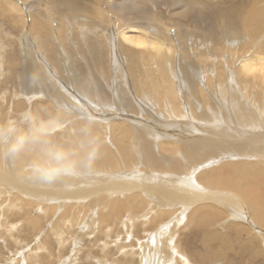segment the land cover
<instances>
[{"label": "bare ground", "instance_id": "obj_1", "mask_svg": "<svg viewBox=\"0 0 264 264\" xmlns=\"http://www.w3.org/2000/svg\"><path fill=\"white\" fill-rule=\"evenodd\" d=\"M155 1L166 4L171 0ZM188 1L178 0L175 6L169 7L174 11L171 13L182 9L171 14L173 19L176 17L173 20L136 10L131 4L123 6L122 2L114 0H0L1 17L20 12V6L24 12H31L27 29L38 44L36 49L30 50L34 60L31 62L38 61L37 65L41 66L37 73L32 65L23 64L21 69L33 80L31 85L43 86L49 82L41 88L63 116L66 128L71 131L73 123L78 127L72 134L76 135L83 125L89 124L92 131L104 127L103 135L107 138L105 141L97 137L91 163L83 167L80 174L55 182L33 178L26 170L33 158L30 154L18 160L0 157V193H6L11 199L7 207L14 208L18 203L27 206L30 199L32 204H40L38 208L52 212L57 209L59 221L53 219L57 230L56 226L63 225H60L64 221L63 210L72 203L84 212L79 215L76 211L70 217L69 226H82L88 233L100 221H106L107 212L112 209L120 207L141 214L155 209L158 219L155 221L153 217L152 221L141 224L142 227L152 228L151 224L170 220H165L146 244H142L141 264H178L177 260L183 259L178 256L176 260L172 238L188 213L206 230L212 229L215 219L227 217L230 219V223L224 221L227 230L233 228L237 235L250 231L252 240L257 236V255L250 259L257 258L258 264H264V169L235 167L233 173L225 172L227 175L223 173L225 177H221L220 167L216 174L207 164V157L216 156L228 143L239 151L244 149L246 158L255 156L264 164V5L257 0H191L187 4ZM34 4L38 7L32 6ZM163 8L166 9L164 6L158 13H163ZM189 19L190 24L184 23ZM68 23L84 27V31L79 27L82 30H76V34L83 37L87 49L93 52L91 65L87 66L96 67L101 75L113 76L119 93H114L110 101L104 94L99 101L91 86L79 81L80 75L70 78L77 73L75 61L64 62L63 66L64 72L69 74V91L77 94L74 100L56 82L58 78L51 77V69L45 64L43 67L44 61L37 53L39 48L51 59L56 50L48 36L55 38L56 33L69 27ZM86 25L91 32L86 30ZM56 29L59 31L55 33ZM142 63L146 68L139 70ZM196 68H200L201 73ZM62 69L58 71L61 75ZM251 93L254 106H250L246 98ZM126 94L133 100L127 98L122 104L129 97ZM144 99L148 104L141 103ZM199 99L202 103L196 105ZM153 107L163 115L181 119V123L176 121L177 127L171 131H167L168 127L157 131L160 118L152 115ZM246 149L250 152H245ZM236 154L242 157L239 152ZM119 156L128 169L139 161L147 167L142 165L141 170H135L139 163L130 172L120 173L116 169L122 167L117 163ZM97 229H94L96 233ZM208 238L205 244L211 242L217 246H206L197 261L231 264L227 260L229 241L215 230ZM114 263L129 264L125 259Z\"/></svg>", "mask_w": 264, "mask_h": 264}, {"label": "rangeland", "instance_id": "obj_2", "mask_svg": "<svg viewBox=\"0 0 264 264\" xmlns=\"http://www.w3.org/2000/svg\"><path fill=\"white\" fill-rule=\"evenodd\" d=\"M11 1L15 2V0H11ZM28 1H30V0H28ZM114 1L116 3L122 2L121 4H123V6H129L130 7L131 5H133L135 7V9L137 8L136 10L149 11L152 14L165 15V17H167V18H169V17L172 18L171 14H175V13L182 10V9H180L177 12L175 11V13H171V11L173 9L169 10V7L175 6V2L177 4L178 0H174V3H173V0H171L170 2H167L169 4L172 3V5H170V6H168L167 3L166 4L157 3L155 0H114ZM190 1L191 0H189L187 2V4H190ZM216 1H218V0H216ZM257 1H258V3H262L261 5H264V0L263 1L257 0ZM17 5H18V2H17ZM32 6L36 7L37 5L34 4ZM164 6L166 7V9L163 8V13H158L160 8H162ZM39 8H41V7H39ZM172 12H174V11H172ZM46 16H48V15H46ZM30 17H32L31 12L30 11L27 13L24 12V10L21 9V6H20V12H18V13H13V14L9 15V17H7V18L0 16V119H7L10 117L14 118L22 112H26L28 110H33V109L34 110H40V111L42 110L44 112H53V111L56 112L55 110L59 111L57 109V107H55L47 99L46 92L43 91V89L41 88V87L48 85L49 82H46L43 86H37V85L32 86L31 83L33 80L30 78V76H28L27 74H25L23 72L24 71L23 69H21V68H23V64L25 63L26 65H28V64L32 65V68H34L35 71L37 73H39L38 67H41V66L37 65L38 61L35 63L31 62L34 60H33V53L30 50L36 49L38 44H36L34 42V40L32 39L33 38L32 35L30 34V32L27 29L28 21H29ZM175 18L176 17H174V19ZM190 20L191 19L187 20L184 23L190 24L191 23ZM72 24L68 23L69 27H67L68 25H66L67 28L64 27L65 31H63V32L60 31L61 33L58 32L59 30L58 31H57V29L55 30V33L58 32V35L60 37L57 35V33L56 34L54 33L56 35L55 38L53 36L52 37L48 36V39L51 40L50 42H52L51 45L54 46V50H56V53L54 52L53 57L51 59H49L47 57V54H45L46 52L44 50L42 52V49L39 48L37 53L44 61L42 63L43 67L45 64V66H47V67H49V69H51L50 74H51V77L54 76V78H53L54 80H55V78H58V79L60 78V80L58 81V79H57L56 82H59V84L62 85L64 92L66 91L65 93L68 95V97H71L72 99L73 98L77 99V94L69 91L70 88H69V85H67L68 84L67 82L69 80L67 76L69 74H66L64 72L65 67L63 68L64 62L75 61L77 63V65H76V67H74V69L76 70L77 73H75V74L71 73L72 75H70V78L74 77V75H78V76L80 75V78H78L79 81L84 82L83 85H85V84H86V86L90 85L94 95L97 98H99L98 99L99 101H101L100 99H102L100 97V95H102V94H104V96L106 98L108 97L107 101H110L113 97V94L118 92L115 89L116 85L113 84V76L111 74L110 75H101L100 74L101 72L98 73L96 71L97 69L95 70L96 67H94V66L88 67L87 66V65H91L90 64L92 62L91 61L92 60L91 55H93L92 54L93 52L92 51L90 52L88 50L89 47L84 42L83 37L81 36L82 37L81 38L79 36V34H76V32L78 30L83 29V31H84V27L82 28V26H79L82 28L81 29L78 27V25L76 23L73 26H70ZM89 28L90 27H87V25H86V30L91 32V28L90 29ZM85 33H87V32H85ZM56 37H58L59 40L56 39ZM61 38H63V39H61ZM24 39H26V41ZM64 39H65V41H64ZM53 43H55V44H53ZM66 47L68 49H66ZM56 48H58V49H56ZM81 52L83 54H80ZM57 53H59V54H57ZM62 53L63 54L66 53V55H63ZM61 54H62V56H61ZM83 55H85V56H83ZM66 58H68V60H66ZM123 58H124V56H123ZM31 63H33V64H31ZM14 65H17L16 68L14 67ZM141 65L142 66H140L139 70H144L146 68V66L143 65V63ZM69 68L70 67L66 68V70H68ZM60 69L63 70L62 75L60 73H58V71H60ZM196 70L198 73H201V71H202L200 68H196ZM43 71L46 73V70L43 69ZM55 72L59 76L55 77V75H56ZM42 77H43L42 79L44 80L45 79L44 75H42ZM41 89H42V91H39ZM184 92L185 91H183L182 94H185ZM126 95L129 97H126L122 101V104H125V102L127 101V98H131V101L133 100V98L130 95H128V94H126ZM246 98H248L250 100L249 105L254 106L253 93L248 95ZM145 100L146 99H144V101H141V103L142 102L146 103L147 101L145 102ZM199 103L200 104L202 103V99H199V101H197L196 105H198ZM146 104H148V103H146ZM49 106H51V107H49ZM45 107H47V108L45 109ZM160 112H161L160 110H158V112H157V110L154 107L151 111L153 116H155L158 119L160 118L159 122H158L159 125L157 127V131L159 129H164L166 127H168L167 131H171V129L177 127L175 125L176 121L178 122V124L181 123V119L175 120V117H173V118L168 117L166 115H163ZM170 124H173L174 126H171ZM66 126H67V124H64V126H63V128H65L66 131L63 128L58 130L57 137L59 139L67 140V139L75 136L74 134H72V132L76 131L78 127L75 126V124L73 123L72 129H71V131H69V129H67ZM92 132L96 138L99 137V139H101V140L102 139L105 141L107 140V138H105L106 134L103 135L105 133L104 127H101L100 130H94ZM67 134H70V135L67 136ZM235 148H236L235 145L228 143L227 145L223 146V148L218 152V154L216 156L207 157V159H208L207 164H208L209 168H211L210 170H212L213 173L217 174V171L220 169L218 173H220L221 177H225L227 174L233 173V171H235V167H242V166H246V167L250 166L251 167V166H254V167L264 169V164H260V163H262V161L256 159L255 156L250 157L251 159H249V157L246 158L243 155L244 149L242 151H239ZM234 151L239 152L240 156L242 155L243 158L239 157V155L236 154V152H234ZM245 152L248 153L250 151H248L246 149ZM116 154H118V153H116ZM119 158H121L119 160V162L117 161V159H115V158L114 159H115V161H117V163H119V165L122 164V167L119 165H117L119 167L116 166L117 167L116 169H118L117 171H119L120 173H121V171L130 172L134 168H135V170H141L142 165H144L145 168L147 167L146 163H144L142 161L141 163H143V164H141L139 161V162L135 163V164L140 163L139 166L134 164L135 167H134V165H132V167L128 169V166H127V164L125 165L122 157L119 156ZM115 161H114V164H116ZM121 161H122V163H121ZM220 163H222V164H220ZM245 163H247L249 165H247ZM224 164H226V165H224ZM238 164H239V166H238ZM125 166H127V169H125L126 168ZM227 168H228V170H227ZM225 172H227V174ZM223 173H225L224 174L225 176L223 175ZM2 193H0L1 194L0 195V264H74V263L75 264H99V263L105 264V262H106V264H110L109 262H113V264H117V263H114V261L116 262L117 260H123V259L127 260L129 264H134V263L135 264H138V263L141 264L140 260L142 259V256L140 255L141 253H139V251H140L139 249H141V247L144 244H146L147 239L149 237H151L152 234L157 229H159V226L161 228V226H162V224H164L165 220L166 221L170 220V219L162 220V221L157 223L158 225L157 224L156 225L151 224L152 228H148L147 225H146V227H142L141 224H144V222H147L149 220L152 221L153 217H155L154 218L155 221L158 219L159 216L157 215V213H156L157 211L155 209H153V210L149 209L148 210V211H150L149 213H147L148 211L146 210V212H142V214H141V213H139V211L127 212L124 209H122V208L120 209V207H118V209H116V210L112 209V210H110V212H107L108 214H107L106 218L104 217L106 219V221L105 220H103V222L100 221L97 224L98 229H97V227L93 228V231L91 233H88L86 230H82V226L76 227V228L74 226H71V225L69 226L68 223L70 222V217L75 215L76 211L79 212V215L82 212H84L82 208H79L75 204L70 203L62 212L64 214L63 215L64 221H61L60 225H62V224L63 225L61 227L56 226V227H58L59 230L58 229L55 230V222L59 221V219H57L59 217V213H58L59 211L57 209H56L57 211L55 210L52 212L49 210H45L44 208H38V207H40V204H39V206L36 204H32L33 202L30 199H29V204L27 206L26 205L25 206L20 205L19 203L18 204L16 203L17 205L14 208L13 207L9 208V207H7V204L9 203V201L11 199L9 198V196H7L8 198L6 197V193H5V195ZM8 199H10V200H8ZM36 203H39V202H36ZM143 206L145 208H148V206H146V205H143ZM71 207H74V208H71ZM21 208H23V211ZM10 210H11V212H10ZM72 212H73V214H72ZM26 213H28V214H26ZM53 214H54V216H53ZM5 215H6V217H5ZM17 215H19V216H17ZM46 215H48V216H46ZM149 215H151V216H149ZM7 216H8V218H7ZM50 217H54V218L51 219ZM114 217L117 219H114ZM189 217H191V219L188 220ZM34 218H36V221L33 222L32 220H35ZM108 218H110V219H108ZM135 218H136V220H135ZM53 219L56 221H54ZM186 219H187V221H186ZM217 219H215L216 222L214 221V223H213L214 225L212 226V229L206 230V228L203 226V224H200V225L197 224L196 220L193 219V217L190 216L189 213L185 216L184 222L176 229L177 230L176 236L174 238H172L173 240H175V241H173L174 245L171 244L176 249V254L178 253V255H176L174 253L176 260H177V258L179 259V257L183 258L181 260H177L178 264H210V262H206V261L205 262H199V261H197V258L199 255L204 254V252L207 249L206 246H209L211 248H216L217 243L209 242V243L205 244L206 241H209L208 235H210L212 230L221 232V235L225 238V240L229 241V242H227L229 244L228 245L229 251L227 253V260L230 261L231 264H258L257 258H256V260L250 259L252 257L255 258L257 255V248L259 246L257 236H256V239L252 240L251 235L249 234L250 231H245V232H242L241 234L237 235L233 228H229L228 230L226 229V225H225L224 221H229V223H230V219H228L227 217L226 218L221 217V219L220 218H217ZM130 222L131 223L134 222V223L131 224ZM231 222H234V221L231 220ZM26 223H28V224H26ZM103 223H104V225H103ZM241 223H242V221H241ZM34 224H36V225H34ZM108 224H110V225H108ZM102 225L105 227H103ZM154 225H155V227H154ZM34 226H35V228H34ZM70 227H72V228H70ZM94 229H97V233ZM98 230H100V231H98ZM106 231H107V234H106ZM60 232H62V233H60ZM55 233H56V235H55ZM59 233H60V235H59ZM147 234H148V236L146 237ZM108 236H109V238H108ZM169 238L170 237H168V239ZM238 249H240V250H238ZM183 250H184V252H183ZM201 252H203V253H201ZM88 257H90V258H88ZM104 258H105V260H104ZM133 259L134 260L136 259L135 262L132 261ZM179 262H181V263H179ZM170 263L173 264L172 262H170Z\"/></svg>", "mask_w": 264, "mask_h": 264}, {"label": "clouds", "instance_id": "obj_3", "mask_svg": "<svg viewBox=\"0 0 264 264\" xmlns=\"http://www.w3.org/2000/svg\"><path fill=\"white\" fill-rule=\"evenodd\" d=\"M63 126L59 111L28 110L0 119V157L18 160L32 155L26 170L44 182L78 175L91 163L97 138L85 124L74 137L59 139L57 132Z\"/></svg>", "mask_w": 264, "mask_h": 264}]
</instances>
